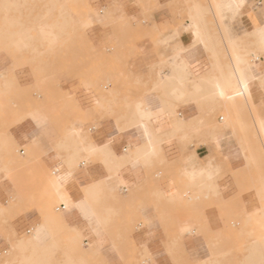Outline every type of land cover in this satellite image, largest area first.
<instances>
[{"label":"crops","instance_id":"1","mask_svg":"<svg viewBox=\"0 0 264 264\" xmlns=\"http://www.w3.org/2000/svg\"><path fill=\"white\" fill-rule=\"evenodd\" d=\"M13 2L11 12L21 20L24 13L28 19L35 18L29 10L34 3L48 6L37 0ZM85 3L86 11L92 14V24L85 28L87 39L96 46L122 44V55L128 52L124 60L128 74L120 81L144 84L148 91L142 95L154 113L153 122L128 126L125 119L116 121L105 111L96 114V126L88 120L76 123L75 128L85 137V146L106 147L94 152L98 154L96 159L93 151H65L63 138L56 134L44 111L36 109L38 121L27 116L9 126L10 121L32 109L26 106L34 99L35 73L41 74L43 68L57 61L18 65L10 74L14 63L11 45L0 39V95L6 100L4 115L0 117L5 133L2 141L11 140L22 153L30 148L32 155L28 160L32 159L37 168L32 173L39 181L33 193L28 191L29 200L18 206L17 214L8 222L12 241L31 236L35 228L46 223L52 234L41 228L36 237L41 244L51 239L56 242L57 246L51 249L55 260L62 262L67 256L75 260L79 258L77 250L84 249L90 254L87 264H93V243L99 241L106 264H119L113 254L112 229L122 230L119 217L127 225L134 217L143 219L145 224L131 231L134 223L124 226L126 241L131 238L139 249L146 245L155 264H164L170 258L164 250L167 233L158 224L160 218L155 212L159 207L147 199L146 192L161 206L184 188L185 201L174 203L169 210L185 207L200 211L204 236L216 235L219 241L227 231L241 233L250 228L254 236L247 240L249 246L257 236L258 225L250 227L246 221L264 212V0ZM32 23L25 21L26 28H31L29 33L35 34ZM135 35L139 37L135 42L138 54L126 47ZM57 81L55 86L64 92L67 89L78 102L77 114L91 109V102L93 106L98 104L94 91H83L73 80L63 77ZM242 84H246V91L236 92L229 101L232 90ZM128 95L136 98L135 93ZM145 147H149V152L143 157ZM154 151L156 158L150 162ZM71 153L73 160L68 161L66 156ZM112 155L129 160L116 170ZM183 164L185 176L176 169ZM49 171L55 179L53 192L58 204L48 201L42 192ZM187 180L194 185H186ZM95 182L100 183L97 193H93ZM203 182L212 184L207 197L200 191ZM11 190L7 181L0 183V204L6 203ZM115 192L119 198L98 200L104 193ZM129 197L132 200H126ZM146 201L152 206H147ZM103 204L114 212L109 233L94 229L93 212ZM48 206L61 211V220L45 221ZM193 221L194 218L187 219L186 223L192 227ZM193 231L191 228L185 235L186 245L194 243L188 237ZM201 242V252L205 254L203 237ZM7 248L9 241L0 235V251ZM26 253L30 256L31 251Z\"/></svg>","mask_w":264,"mask_h":264},{"label":"rangeland","instance_id":"2","mask_svg":"<svg viewBox=\"0 0 264 264\" xmlns=\"http://www.w3.org/2000/svg\"><path fill=\"white\" fill-rule=\"evenodd\" d=\"M13 1L0 0V39L11 45V56L14 61L9 69L10 74L13 68L18 65L28 64L32 66L41 61L49 64L57 61V64L43 68L41 74L35 73L34 99L32 103H28L26 106V108L29 107L32 109L27 110L24 114L10 121L9 126L27 116H31L34 120L38 121L40 119L36 110L38 109L45 112L48 122L54 127L56 134L63 138L65 151L72 152L73 149L78 148L88 152L93 151L94 153L106 147H98L94 144L93 148L85 146V137L75 128L76 123L88 120L91 126H96V114L107 111L116 121L125 119L128 126L138 125L139 122L134 119L132 112L133 105L137 101H146L142 94L148 91V89L144 87V84L137 82L124 83L120 81L128 74V71L124 67V60L128 58V52L126 56L122 55L121 43H114L109 46H96L89 42L85 35V28L92 24V14L86 11L84 7H87L85 0H37L48 3V6L45 7L46 5L42 3H34L29 10L34 12L33 16L35 18L28 19L26 13H24L25 17L23 20L15 17L11 12L15 5ZM36 16H40L39 20L36 19ZM25 21L34 22L31 26L35 30V34L29 33L31 28H26ZM27 25H30V23ZM48 29H50L54 37L53 41L50 42L47 41L43 33L44 30ZM114 32L116 33V31ZM137 38L139 37L135 35L126 45V47L130 48V52L133 49L135 54H138L137 50H135ZM17 40H21L20 46H17ZM58 77L73 80V84L83 91H94L98 95V104L93 106V102H91V109L77 114V110L80 109L78 102L67 89L64 92L59 86H55L58 85ZM44 78L46 82L43 81ZM128 92L131 94L135 93L136 98H129ZM5 104L6 100L0 95V117L4 115ZM101 117L100 115L99 118ZM222 117L227 119L228 115L223 113ZM146 122L151 124L153 119H149ZM8 127H6V133ZM152 134L155 136L153 131ZM4 137L5 133L2 129V121H0V183L7 181L12 187L6 203L0 204V235L9 241V248L0 251V264L10 261H13L12 264H25L24 260L27 258H34L37 255L45 256L46 254H48L45 257L47 264H63L68 256L62 262L55 260L54 251L51 250L57 246L55 241H53L51 249L45 247L35 249L28 241V238L31 236L15 241L11 239L8 222L17 214L18 206L25 204L29 200L31 195H29L28 191L33 193L39 181L33 177L32 173L37 168L31 163L32 159L28 160L32 155L30 148L25 149L22 153L11 140L9 141V145L3 142ZM148 152L149 147H145L142 153L143 157ZM135 154L137 156L138 153ZM97 155L94 153V159L97 158ZM155 158L156 152L154 151L151 155L150 162ZM128 160L124 157L112 155L111 161L117 170ZM183 166L185 167L183 164L176 168L181 175ZM53 177L52 172L49 171L44 180L46 190L54 189L50 185V180ZM44 183L42 192L47 194L48 201L54 202L52 194L44 190ZM99 184V182L93 183V191L100 189ZM211 188L212 186L207 184L203 185L200 189L202 196L207 197ZM180 190L179 194L167 199L168 203L166 205L161 206L155 202L149 192H146L147 199L159 207V210L155 212L157 217L160 218L158 224L167 233L164 250L170 255V258L164 264H248L247 260L249 259L251 243L248 246L247 240L251 236H254V234H251L250 228L243 229L241 233H235L233 230L227 231L224 239L222 237L221 241L218 240V236L216 235L205 237L201 224L200 211H193L185 207H178L177 210H169V208L174 207V203L185 201L186 190L184 188ZM108 198H119L118 193L115 192L114 195L104 193L98 200L105 202ZM129 199L132 200L130 197L126 200ZM150 202L146 201V205L152 206ZM51 207L55 211V206ZM95 212L100 218L103 217L97 226V230H104L109 233L113 228V210L108 205L103 204L95 207ZM132 216L133 213L131 218ZM257 217L251 216V219L248 218L246 221L247 225L250 227L254 224L258 225L259 220ZM192 218H194V221L191 227V224H187L186 220ZM117 222L122 230L134 223L129 228V231L139 224H145L143 219L138 220L136 218L134 219V217L130 219L128 225L127 222H124L123 217H119ZM41 228L47 229L45 223L35 228L32 234ZM191 228L194 231L188 237L190 238V243L192 239L194 243L186 245L185 235L191 232ZM122 230L120 231L119 228L112 229L114 235L111 237L115 250H113V254L116 256L115 259L118 263L155 264V258L150 249L146 245L141 246L139 249L131 238L127 242V237L122 233ZM259 233L260 228L258 225L257 235ZM202 237L205 239V254L201 252ZM21 240L24 241V246L22 247L18 246ZM97 246V249L93 250V264H106L102 250L99 251L102 243H98ZM27 250L31 251L30 256L27 255ZM77 252L79 253V258L75 259L77 263L87 264L90 254L87 252L82 256L79 249ZM12 256L15 257L9 259ZM258 261L260 264H264V256Z\"/></svg>","mask_w":264,"mask_h":264},{"label":"bare ground","instance_id":"3","mask_svg":"<svg viewBox=\"0 0 264 264\" xmlns=\"http://www.w3.org/2000/svg\"><path fill=\"white\" fill-rule=\"evenodd\" d=\"M210 6V5H209ZM195 9L196 10H200L199 6L198 5H195ZM212 9V8H211ZM215 12V11H214ZM217 12V11H216ZM196 21V20H194ZM185 23V22H184ZM43 33L45 34L46 36V39L47 41H53L54 37L52 35V32L50 31V29L48 30H44ZM16 44L17 46H20L21 45V40H17L16 41ZM162 66V65H161ZM165 75V74H164ZM228 81V80H227ZM239 84V83H238ZM235 85V83H234ZM246 85V84H245ZM245 85L242 84L241 88H234L232 90L231 93H234L232 95L229 96L228 100L229 101H232L233 100V97L235 95L236 92L239 93V91L241 90H245ZM247 88V86H246ZM246 91V90H245ZM222 92V91H221ZM243 93V91H241ZM133 116H134V119L137 121V122H142V121H147L149 119H153V111H151L149 105L147 104V102H142V101H137L134 105H133ZM261 136V135H260ZM262 138V137H261ZM12 142V141H11ZM14 143V142H13ZM7 145L10 144V142H7L6 143ZM73 156L74 154L71 153L69 155V157H67L68 161H72L73 160ZM83 161V160H82ZM193 171V170H192ZM182 175L185 176L186 175V170H185V167L183 166L182 167ZM7 176V175H6ZM193 176V175H192ZM206 176V175H205ZM57 180V179H56ZM58 181V180H57ZM54 182H55V179L54 177L51 178L50 180V185L51 187L55 188L54 187ZM60 184V183H59ZM209 185V186H212L211 183L209 182H203L202 186L203 185ZM186 185H194L193 182H191V180H187L186 182ZM264 186V185H263ZM44 190L45 191H48L52 194L53 196V201L54 203H57L58 204V201L56 200V198L54 197V192H53V189L51 190H46L45 188V183H44ZM98 191H93V193H97ZM90 194V192H88ZM94 196V195H93ZM60 209V208H59ZM62 209V208H61ZM59 211V210H58ZM45 221L46 222H49L51 220H61V211L59 212H56V211H53L52 210V207L51 206H48L47 209L45 210ZM257 219L259 220L258 222V225H259V228H260V233L257 235V237L254 239L253 242H251V246H250V254H249V259L247 260V263L248 264H260V262L258 261L261 257H263L264 255V212L262 214H259L257 215ZM93 219H94V229L97 230V226L100 224V221L102 218H100L99 215L96 214V212L94 211L93 212ZM46 224V223H45ZM88 224V223H87ZM47 228V227H46ZM50 232V234H52L50 228H47ZM46 229V230H47ZM68 230V228L66 229ZM38 232V231H37ZM37 232L33 233L31 235V237L28 238V241L32 244V247H35V249L37 248H50L52 247V244H53V239H51V242L49 243H46V244H41L37 237H36V234ZM81 233V232H80ZM34 239V240H33ZM26 243V242H25ZM100 243L99 241L98 242H95L93 243V250H96L97 249V244ZM24 241L21 240L19 243H18V246H24ZM31 246V245H30ZM84 248V247H82ZM81 251V254L82 256L85 255L87 253L86 250L84 249H79ZM48 254H46L45 256L44 255H37L36 257L34 258H27L24 260V263L25 264H47L46 262V259L45 257L47 256ZM60 264V263H59ZM63 264H78L76 260L74 259H71V258H67V260L65 262H63Z\"/></svg>","mask_w":264,"mask_h":264}]
</instances>
